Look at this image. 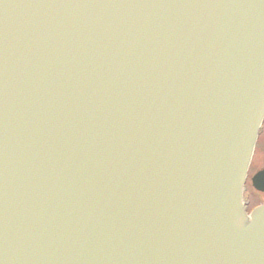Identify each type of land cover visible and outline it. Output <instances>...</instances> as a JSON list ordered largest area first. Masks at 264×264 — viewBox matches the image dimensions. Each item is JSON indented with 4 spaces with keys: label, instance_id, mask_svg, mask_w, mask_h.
<instances>
[{
    "label": "water",
    "instance_id": "95a60500",
    "mask_svg": "<svg viewBox=\"0 0 264 264\" xmlns=\"http://www.w3.org/2000/svg\"><path fill=\"white\" fill-rule=\"evenodd\" d=\"M263 118L264 0H0V264H264Z\"/></svg>",
    "mask_w": 264,
    "mask_h": 264
},
{
    "label": "flooded vegetation",
    "instance_id": "af4514ba",
    "mask_svg": "<svg viewBox=\"0 0 264 264\" xmlns=\"http://www.w3.org/2000/svg\"><path fill=\"white\" fill-rule=\"evenodd\" d=\"M259 149H264V121L259 130L243 190V204L247 216L264 206V160H255ZM260 163L262 164L259 165Z\"/></svg>",
    "mask_w": 264,
    "mask_h": 264
},
{
    "label": "rangeland",
    "instance_id": "374dc122",
    "mask_svg": "<svg viewBox=\"0 0 264 264\" xmlns=\"http://www.w3.org/2000/svg\"><path fill=\"white\" fill-rule=\"evenodd\" d=\"M255 160H261V161L264 160V149H259V154L257 155ZM256 163L258 164V161L255 162V165H256ZM261 164L262 163H260L259 165H261Z\"/></svg>",
    "mask_w": 264,
    "mask_h": 264
},
{
    "label": "bare ground",
    "instance_id": "6f19581e",
    "mask_svg": "<svg viewBox=\"0 0 264 264\" xmlns=\"http://www.w3.org/2000/svg\"><path fill=\"white\" fill-rule=\"evenodd\" d=\"M242 201H243V198H242Z\"/></svg>",
    "mask_w": 264,
    "mask_h": 264
}]
</instances>
